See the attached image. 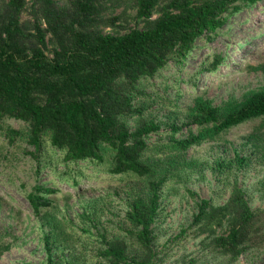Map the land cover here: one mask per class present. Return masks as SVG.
<instances>
[{"label": "rangeland", "instance_id": "rangeland-1", "mask_svg": "<svg viewBox=\"0 0 264 264\" xmlns=\"http://www.w3.org/2000/svg\"><path fill=\"white\" fill-rule=\"evenodd\" d=\"M53 1L71 9L74 0ZM135 1L98 0L101 16L94 29L121 35L144 28L147 22L137 17ZM7 2L0 0V8ZM157 15L158 9L153 18ZM20 22L26 31L33 32L35 24L46 31L45 53L52 58L56 44L39 4L26 0ZM215 55L224 63L212 73L205 68ZM142 85L145 94L138 105H144L143 117L161 126L147 141L160 147L157 155L164 158L175 153L165 145L202 131L189 116L197 96L219 107L264 90V0L236 14L211 40L199 39L182 68L170 63ZM9 129L20 136L8 137ZM27 135L28 126L19 120L7 118L0 124V264H47L49 258L56 264H112L102 253L114 244L125 247L129 259L144 257L147 252L135 239L139 229L126 214L134 198H149L147 183L131 175H110L101 164L65 162V153L48 137L36 152ZM181 155L184 165L167 176L151 226L155 263L264 264V236L255 237L249 250L232 261L212 245L216 236L227 232L226 218L218 214L209 221L200 214L203 200L222 206L236 184L251 209L261 213L264 233V117L206 139ZM40 183L56 192L47 194L52 204L36 216L28 194ZM49 235L52 240L46 246Z\"/></svg>", "mask_w": 264, "mask_h": 264}, {"label": "trees", "instance_id": "trees-1", "mask_svg": "<svg viewBox=\"0 0 264 264\" xmlns=\"http://www.w3.org/2000/svg\"><path fill=\"white\" fill-rule=\"evenodd\" d=\"M34 1L56 49L52 58L46 55V31L39 24L33 32L21 26L26 0H8L0 8V124L7 118L25 123L28 143L36 152L48 137L65 153V162L89 161L105 166L110 175H131L146 182L149 198H134L126 218L139 229L135 239L147 254L129 259L125 247L114 244L102 255L112 264H156L151 226L167 176L184 165L181 154L193 146L264 117V90L241 103L231 99L219 107L197 96L189 116L202 131L165 145L175 153L162 158L157 155L160 147L147 141L161 126L143 117L144 105H138L145 94L142 83L170 63L182 68L199 39L211 40L236 14L262 0H136L137 17L147 25L121 35L94 29L101 16L98 0H74L71 9L59 8L53 0ZM223 63L222 56L215 55L205 69L213 73ZM9 135L20 133L9 129ZM55 192L40 183L28 194L36 216L52 204L46 196ZM201 204V217L211 221L223 214L226 218L227 232L216 236L212 245L232 261L249 250L255 237L264 236L261 213L251 209L238 185H233L224 205L212 207L206 200ZM51 240L50 235L44 238L46 246ZM47 264L56 263L49 258Z\"/></svg>", "mask_w": 264, "mask_h": 264}]
</instances>
